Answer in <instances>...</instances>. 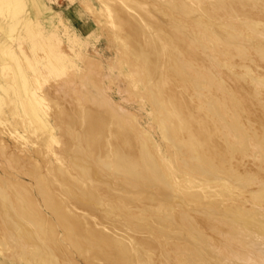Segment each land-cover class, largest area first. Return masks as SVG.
Wrapping results in <instances>:
<instances>
[{"label": "bare ground", "instance_id": "obj_1", "mask_svg": "<svg viewBox=\"0 0 264 264\" xmlns=\"http://www.w3.org/2000/svg\"><path fill=\"white\" fill-rule=\"evenodd\" d=\"M203 2L164 0L152 7L158 24L141 17L143 25L135 17L126 18L129 15H122L117 23V28L127 31L122 38L127 49L124 60L144 86L171 159L160 158L153 142L148 143L151 139L137 133L132 120L109 110V101L85 77L81 90L88 104L80 117L82 129L73 135L77 145L67 157L66 170H50L61 196L50 189L55 181L48 185L47 177L35 176V194L49 216L20 177L18 182L13 174L16 183L0 176V246L4 250H13L14 243L19 251L27 248L31 254L26 261L34 264H60L59 258L72 256V250L89 264H155L158 249L161 264H264V77L252 67L264 64V42L259 24L244 20L258 19L264 0H216L209 1L207 8ZM41 10L37 0H0V127L25 142L29 133L37 136L33 137L39 141L33 150L36 155L57 141L47 118L49 99L41 92L48 80L41 69L60 76L69 63L76 66L59 50L58 33L45 30ZM65 35L70 49L81 47L79 36ZM241 36L245 39L240 40ZM72 115L73 121L80 116L74 120ZM12 161L5 164L11 170ZM193 178L201 183L195 184ZM212 183L218 189L215 193L207 191ZM249 187L255 189L252 206L243 199ZM70 206L88 214L96 207L104 214L115 211L108 218L117 217L114 223L104 220L109 215L97 220L112 226L126 241L93 229ZM151 207L154 210H148ZM57 229L62 242L56 238ZM137 232L147 233V240L135 239Z\"/></svg>", "mask_w": 264, "mask_h": 264}, {"label": "rangeland", "instance_id": "obj_2", "mask_svg": "<svg viewBox=\"0 0 264 264\" xmlns=\"http://www.w3.org/2000/svg\"><path fill=\"white\" fill-rule=\"evenodd\" d=\"M209 1H210V4L212 2H214V3L216 2V0H213V1L212 0H205V2H203L204 7L207 8L210 6ZM37 2L42 9L39 16H40L41 22L43 23V25L45 27V30L46 31L52 30L55 33L56 32L58 33L57 35L60 36V41H59V43L57 42L59 50H61L63 53H65L66 55L71 57L73 60H75V61H73V63H75L76 66H73L69 63L70 64V65L68 64L69 66L66 65L65 73H63L60 76H51L48 73V69L45 67H42V69H41L42 75L48 79L46 82H44L42 84L41 92L45 98L47 97L46 100L49 99L48 101H46V102L50 103V104H48L49 109H48L47 118L49 117L48 120H49L50 124L54 127V135H55L57 141L52 142L51 145H48V146H45L44 148H41V150L43 152L40 155H36L33 152V150L39 146L38 139L37 140L34 139V138H37V136H34L32 133H29V135H27L29 137V140L27 142H25L22 139H17L14 134H12V133L9 134V133H7V131H4V129L2 130L0 127V129H1V131H0V163L5 165V164H8L9 162L11 163V161L14 158H16V159H14L15 161H12V162H13V166H15L13 169L17 168L16 169L17 172L14 170V172H15L14 173L13 169L11 170L10 168H7L9 165H12V163L11 164L9 163V165H5V167L3 166L4 171H2L3 168H1L2 165L0 164V168H1L0 169V176H2V178H4V179L8 178L11 181L13 180V182L15 181V177H17L16 180L18 182H19V179L21 178V180H22V181H20L21 183L25 182L23 184H25L27 187L31 186L29 188L33 189L32 191H33L35 197L37 198V200L39 199L38 203L42 206V207L39 206V208L41 207L40 210L42 209V212L44 214L46 213V215L49 216V214H50L49 211L46 210L45 207H43L39 196L37 194H35L36 193V191H34V187H35L34 185H35V180H36L35 176L38 177L39 176L38 174H40L43 177V179H45L47 177L46 183H48V185L49 184L51 185V181L53 183L56 180V178H53L54 176H51L52 174H50V172L56 168H59L62 170H66L68 168L69 164H68L67 159L69 160V158H67V157H70L73 154L72 153L74 150L72 148L73 145H74V148L77 145V143L74 142L75 141L74 137H75L76 133L81 131V129H82L81 128L82 127V120H81L82 118H80V117H82V114L84 113V111H82V110L87 108V105H86L87 102L85 100L86 96H85L83 90H81L82 81H84L85 79L86 80L88 79V81H90L91 84H96V86L95 85L94 86L96 87V90H98L101 93L102 97H105V99H106V100L104 99L105 102L108 103L107 101H109L110 104L109 103H108L109 105L107 104V106H110V108L107 107L109 110L114 112V114L116 112L118 114V115L116 114L117 116L122 117L125 120H128V121L132 120V122H134L133 120H135V122L134 123L131 122V124H132V126L134 124L133 128H135L136 130L138 127V132L135 129L134 130L137 133H139L142 137L145 138L148 136L147 137L148 140L151 139L150 142H148V140H147V142L149 144H151V142H153L151 144V146H153V148H154L153 150H155V153L160 158H162L164 160H168V161L171 159V156H170V155H172V154H170L171 151H169V148L166 147L165 146L166 144L163 143V140H161V136H160L159 130L157 128V123H156V121H154V118H153L152 113H151V108H150L149 102L146 99L145 95L143 94L144 93L143 90H145L144 86L142 84H140V82L138 81V79H139L138 76L133 74L134 72L132 73L131 67H129V64L126 65V63H127L126 59L124 60V58H125L124 53L127 52V49L123 45L122 38L127 34L126 33L127 31L122 29L121 27L117 28V23L125 15L130 16V17L125 16L126 18H134L135 17L139 21L142 20L141 24H143V25L145 24L146 21H149V20L152 23H153V21H155L157 23L158 22L157 19L154 20V18H156V17H155V12L153 14V11H155L153 9V8H155V7H153V5L157 6L159 4H162V3H164V0H37ZM205 4H207V5H205ZM138 6H140V8ZM132 7L134 9L136 8V10L134 11V9ZM195 7L200 10L199 13L204 14L202 12L203 10L198 8V6H195ZM259 7L262 8L261 6H259ZM260 8L258 10H260ZM254 10L255 9H253L252 11H254ZM117 11H118V13H117ZM260 11H261L260 12L261 16H259V18L257 17L258 19H256V18H253V19L252 18H250V19L245 18L244 19L243 17L242 18L251 25H255V26H257L258 24L260 25V27H259V25L257 26L259 28L258 30L261 33L260 40L262 42H264V40H262V39H264V38H262V37H264V36H262V35H264V9H261ZM139 13H141L142 16H140ZM116 14H117V16H116ZM141 17H144L145 22H143L144 20L141 19ZM184 18H186L185 20H187L188 23H190V19L188 20L187 17H184ZM216 20L219 21L220 19L218 18ZM234 20H232L231 22L233 23ZM257 21H260V22H257ZM60 22H63V23L60 24ZM156 23H154V24H156ZM191 23H190V25L192 27L196 26L192 19H191ZM234 24L236 26L237 22L235 23V21H234ZM66 25H67V28H66ZM64 28H66L65 31H64ZM73 31H74V34H73ZM66 32L74 35L75 37H77V39L79 36V40H81V42H82V44L80 45L81 46L80 48H79V46L75 45L76 48L72 47L73 49H70V46H69L68 42L66 41L67 40L66 35H65ZM238 37H240V36H238ZM243 38H244V36L243 37L241 36V39L240 38L239 39L243 40ZM142 45H144V44H142ZM119 46L121 47V49ZM75 51L79 52V53H77L78 55H76V57L78 56L77 58H74L75 57V55H74ZM39 52L41 53V51H39ZM204 52L207 53V50L206 51L204 50ZM250 52H254V49H251ZM122 53H123V55H122ZM236 61H237V58L235 59V62ZM125 65L128 66L129 68L126 67ZM236 65L237 64H235V66ZM259 66L257 67L255 65H253L252 67L254 70H257L256 68H258L260 70V73H259V70H257L258 71L257 74H261V77H264V76H262V75H264V74H262V72H264V67H261V66H264V64H262V65L260 64ZM127 68H128V70H127ZM238 69L239 70L241 69L240 65H237L235 67V70H237V72H240L241 70L238 71ZM130 74H131L132 78H131ZM133 76H135V77H133ZM133 78H134V80H133ZM262 79H264V78H262ZM134 83L137 84V86H135ZM94 91H95V89H94ZM52 103H53V106L51 105ZM54 108H56V109L58 108V109L56 110ZM59 108H63L64 110L65 109L66 110L64 111L63 109L61 110ZM111 108H113L114 110ZM68 109H69V113H68ZM59 110H61L62 113ZM63 112H65V113L67 112L66 113L67 116ZM56 113H58V115ZM75 113H77L80 116L76 117L78 120L76 119V121H73L72 120L73 119L72 114H74V120H75V115H77ZM69 114L72 116H70ZM57 116L58 117L62 116V119L61 118L58 119ZM65 116H66V118L71 117V119L70 118L64 119ZM57 119H58V122H57ZM63 119L65 121H63ZM79 119L81 120V122H79L80 121ZM59 120H62V121H59ZM63 122L66 126H64ZM71 122L73 124L74 123L75 124L71 126L70 125ZM77 123H78V125H76ZM59 125H61V126H59ZM68 126L72 127V129L70 127L72 132L70 131V129L68 130V128L65 129V127H68ZM77 126H79V127H77ZM67 130H68V132L69 131L70 132L67 133ZM65 132L67 135L64 134ZM141 132H143L144 134ZM31 135H33V136H31ZM68 135H69V137H68ZM73 135H74V137H73ZM67 140H68V143H67ZM70 140H72V141H70ZM31 141L32 142L34 141L33 144ZM66 145L70 146L69 147L70 149L67 148ZM154 145H156V146H154ZM159 147H160V149H159ZM66 150L67 151L71 150L70 151L71 153L66 152ZM67 153H70V155L68 156ZM8 158H10V159L12 158V160H10ZM17 160H18V163L16 162ZM2 162H5V163H2ZM20 162H22V163L24 162L27 164H25V166H24ZM26 165L28 167V170L25 169ZM20 166L21 167L24 166L25 168H21ZM18 168L21 170H19ZM23 169L28 171L27 175L29 177L31 175L32 176V177H30L31 179L28 176L25 177L26 175H23V173L25 174L27 172ZM5 170L6 171L8 170V172H10V173L13 172L12 175L10 173H7V172L6 173L8 175L6 173H4ZM19 171H21V172H19ZM29 171L32 172V174L29 173ZM51 173H53V172H51ZM13 174L15 177L13 176ZM33 174H34V176H33ZM180 175L181 174L178 175L179 178L181 177ZM11 176H12V178H9ZM179 178H177V179H179ZM53 179H55V180H53ZM193 179L195 181V184L201 183L200 179H197V178H193ZM18 182H16V183H18ZM30 183L32 185L33 184L34 185L32 186ZM58 184L59 183L55 181L53 183L54 186L51 185L50 189L52 188L51 190L53 192L56 191V193L58 192L57 194H59L61 196L60 191L58 189ZM217 190L218 189H217L215 183H212L210 187H207V191L210 193H215ZM254 192H255V189L252 187H249L248 192H246L244 194L243 199H244L245 204L247 206L253 205V201H252L251 196L253 195ZM56 193H54V194H56ZM57 194H56V196H59ZM70 208H71V210H73L74 213H76V215L78 214L79 217L82 216V218L86 219V221L89 220L91 223L90 222H88V223H90V225L93 227V229L98 230V231L101 230L104 233L110 234L112 236H115L116 238H120V239L126 241L125 239H123V237L121 238L122 235L119 232H117V230H115L112 226L108 225L106 222L103 224H100L98 221L100 216L105 218L109 215L104 220L107 219V221L110 220L112 223H114L113 221H114V219L117 220V217H115L113 219H111V218L114 216L115 211H113L114 214L112 212L110 213V214H112V216H111L110 214H106V213L104 214L102 211V208L96 207L95 208L96 211L97 212L100 211V213L99 212L97 213L94 210L93 212L91 211V213L95 212L96 214H92L90 216L91 213L88 214L87 210H84L81 208L80 209L76 208V206L75 207L70 206ZM148 210H154V208L151 207ZM164 213H170V212H164ZM83 216H86V218ZM110 216H111V218L108 220V218ZM97 218H98V220H97ZM122 227H124L123 229H125V230H127V228H128V227L126 228V226H122ZM58 231H59V233H58ZM137 233H138V235H137L138 237H136L135 239L139 238L138 241H141V240L144 241L145 239L147 240V238H146V236L148 235L147 233H145V232L144 233L143 232H137ZM143 234H145V235H143ZM132 235H133V237H135L136 233H132ZM57 236H56V238L60 242H62L63 240H62V234H61L60 229H57ZM142 237L143 238L145 237V239H143ZM13 243L14 242H12V244ZM14 244H13L12 248L10 247V249H13V250H8V249L4 250L5 248L0 246L2 248V250L0 248V262H2V263L4 262V264H34L33 262L29 263L26 261L28 256H30V254H31V253H28L30 251L27 250V248H23V247H22V249H24V251L22 249L19 251V249H17L16 244L15 245ZM34 250H36V249H34ZM158 251H159V249L157 251H154V252L158 253ZM21 252H23V253H21ZM72 252H73L72 256L66 255L67 257L64 258L65 260L61 261V258H59V260L61 262H64V264H67V263L68 264H71V263L72 264H89L88 262H85V260L79 254H76L75 251L72 250ZM157 253L156 254L154 253L155 254L153 256L154 257L153 259L155 260L154 262H155V264H159V263L161 264V261L158 259H161L162 257L160 256V253L159 254H157ZM77 255H79L80 257ZM158 256H160L161 258L160 257L158 258ZM56 260H58V259H56ZM59 260H58V262L61 264V262ZM35 264H48V263L37 262Z\"/></svg>", "mask_w": 264, "mask_h": 264}]
</instances>
